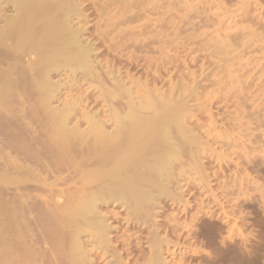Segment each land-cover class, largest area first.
<instances>
[{
    "label": "rangeland",
    "instance_id": "obj_1",
    "mask_svg": "<svg viewBox=\"0 0 264 264\" xmlns=\"http://www.w3.org/2000/svg\"><path fill=\"white\" fill-rule=\"evenodd\" d=\"M47 1L52 2L44 3H49L47 8L42 6L44 11L50 3L54 7L61 1L58 4L62 7L57 6L60 10L55 6L56 12L61 11L58 15L51 11L55 8L47 11L54 14V19L61 16L66 21L63 19L62 23L60 18L55 21L47 11L43 15L42 12L34 14L32 20L34 15L27 14L30 18L24 13L27 20L34 22L29 25V20L23 19L24 11L21 14L19 10L13 11L11 0L0 2V28L8 30V17L18 12L21 22L14 25L19 21L18 16L14 17L16 21L9 20L16 31L22 28L18 32L11 28L5 34L0 30L5 35L0 39V264H157L156 259L158 264H264V0ZM54 22L57 26H52L57 28L50 27ZM44 24L50 27L45 25V32H57L59 26L62 30L58 31L63 33L54 37L45 34L41 31ZM22 33L31 34L33 40L38 38L46 44L39 43L38 39L36 44L30 36L28 40L19 39ZM47 35L52 41L55 39L50 44H61H47L46 37L50 38ZM13 38L19 39V43L15 40L14 44ZM65 41H69L65 46L70 50L64 47L62 55L71 51L68 55L72 57L67 62L70 59L76 64L70 61L66 65V58L52 55L51 49L61 47ZM85 48L93 51L86 50L91 57L86 55ZM80 51L86 52V56L83 52L84 61L90 58L88 64L81 60ZM75 54L80 56L83 68ZM59 58L67 68L80 65V71L76 68L79 74L66 66L63 70ZM91 72L90 75L95 73L94 77H86ZM118 85L123 90H118ZM125 89L129 92L124 93ZM128 104L131 110L135 106V111L144 109L142 114L134 112L135 117L145 115L140 121L138 116V122L149 119L142 124L148 125L145 132L150 140L151 135L153 138L147 144L150 150H155L160 157L167 153L174 154L173 158L177 156L172 158L162 184L156 181L153 169L150 173L155 179L150 174L144 176L152 168L145 164L154 161L155 151L146 152L151 153L149 160L144 154L145 157L141 156L144 161H139V156L134 161L136 164L147 161L141 165L145 173L140 170L143 168L137 170L140 164L134 172H142L144 179L141 174L134 177L133 161L128 162L133 165V168L128 166L132 173L125 167V173L122 169L123 175L127 170L133 175L132 180L144 181L148 177L144 183L135 181V184L141 183L140 187L145 185L143 191L136 185L140 194H148L144 202L141 201L144 195L138 192L135 196L141 198L138 201L134 196L136 202L130 192L131 198L124 201L119 198V202L118 198L99 196L107 189L104 186H116L110 185L113 174L110 177L105 172L109 174L105 176L102 171L109 166L110 171L107 170L114 171L111 168L119 162L111 166L113 152L121 145L119 142L125 139L130 142L131 138L122 135L126 133L123 130L125 133L118 136L120 141L112 143L113 150L109 144L111 139L97 136L96 132L102 130L98 125L106 120L109 129L104 127L106 131L115 128L113 113L129 112ZM60 114L70 115L66 125H62ZM87 115L92 118L86 119ZM90 128L95 130L93 140L81 135ZM154 129H160L159 133ZM160 135L167 140L164 137L162 143L161 138L156 139ZM88 137L97 144L88 141ZM93 137L101 138V142L104 139L102 143L111 149L104 148ZM176 143L181 144L180 148ZM127 144L126 149L123 146L124 152L120 146L121 150L118 148L114 153L117 159L118 153L126 155ZM165 150L167 153H162ZM190 152L197 155L191 157ZM121 157L120 164L124 161ZM101 175L109 180H101ZM136 186L133 190H138ZM94 194L99 198L98 211L111 224L107 240L102 237L96 240L98 236L94 233V238L91 237L92 231L88 233L89 228L84 225L88 215L83 221L85 217L77 211ZM126 201L129 202L126 204ZM79 222L82 233L78 232Z\"/></svg>",
    "mask_w": 264,
    "mask_h": 264
},
{
    "label": "bare ground",
    "instance_id": "obj_2",
    "mask_svg": "<svg viewBox=\"0 0 264 264\" xmlns=\"http://www.w3.org/2000/svg\"><path fill=\"white\" fill-rule=\"evenodd\" d=\"M3 1H4V0H3ZM3 1H0V2H3ZM9 1H10V0H9ZM53 1H55V0H53ZM64 1H65V0H64ZM64 1H63V2H64ZM7 2H8V1H7ZM45 2H52V1H47V0H11V3H13V4H12V5H13V11H14V10H15V11H16V10H19V12H20V11H24L23 14H22V15H23V19L25 18V16H26L27 14L33 16L34 14L39 13L38 15H41L40 12H42V15H43V11H44V9L42 8V6H43V7L46 6L45 8H47V6H48V4H49V3H47V5H45V4H46ZM60 2H61V1H60ZM60 2H57V3L55 2L57 5L55 4L54 7H53V4H54V3H50L52 7L49 5V9H45V10H46V11H47V10L50 11V8H55V6L57 7L59 4H61ZM44 3H45V4H44ZM58 3H59V4H58ZM2 4H3V3H2ZM43 4H44V5H43ZM64 4H66V3L64 2ZM7 5H9V4H7ZM39 6H41V8H42L43 10H42L41 8L39 9ZM59 6L62 7V5H59ZM2 7H3V6H2ZM61 7H57V8L60 10ZM66 7H67V6H66ZM66 7H65V8H66ZM10 8L12 9V6H11ZM63 8H64V7H63ZM58 9H57V10H58ZM38 10H39V11H38ZM53 10L55 11L56 8H55V9H52L51 11L53 12ZM46 11H44L45 14L50 13V12H48V11H47V13H46ZM62 11H63V10H62ZM64 11H65V10H64ZM2 12H4V11H2ZM17 12H18V11H17ZM17 12H16V13H17ZM19 12H18V14H19ZM55 12H56V11H55ZM57 12H61V11H57ZM57 12L54 13V14H57ZM68 12H69V11H68ZM68 12H67V13H68ZM9 13H10V12H9ZM24 13H25L26 15H25ZM62 13L64 14L65 12H62ZM62 13H61V14H62ZM1 14H2V13H1ZM6 14H7V13H6ZM10 14H11V13H10ZM18 14H17V15L15 14V16H18ZM20 14H21V12H20ZM20 14H19V15H20ZM52 14H53V13H50V15H52ZM54 14H53V15H54ZM58 14H59V13H58ZM58 14H57V15H58ZM29 15H27V17H30ZM50 15L48 14V16H50ZM53 15H52V16H53ZM64 15H65V14H64ZM5 16H7V15H5ZM8 16H10V15H8ZM15 16H14V17H15ZM36 16H37V14H36ZM46 16H47V15H46ZM52 16H50V17H52ZM3 17H4V16H3ZM14 17H8V19L5 18V17L3 18V19H7V20H8V21H7V24H8V22H10V24H9V25H10V28H9L8 30H11V28L14 27L13 25H11V24H12V22H11V21H12V18L14 19ZM20 17H21V15H20ZM20 17L18 16L19 21H16V20L14 19V20L16 21L15 24H14V20H13V24H14V25H17V22H21V20H20L21 18H20ZM27 17L25 18V21L27 20ZM34 17H35V15L33 16V18L30 17L31 20L34 19ZM56 17H57V19L60 18V19H59L60 21H61V19H62V23L64 22L63 19L65 20V18H61V16H56ZM62 17H63V16H62ZM9 18H11V21L9 20ZM16 18H17V17H16ZM30 18H28L29 21L27 20V21L29 22V25L32 24V22H33V21L30 22ZM54 18H55V17L53 16L52 19H54ZM57 19H54V20H55V21H58ZM45 20H46V19H45ZM27 21H26V22H27ZM49 21H53V20L50 19ZM65 21H66V20H65ZM22 22H23V21H22ZM26 22H25V24H24V22H23V24L26 25ZM33 23H34V22H33ZM66 23H67V22H66ZM58 24H60V22H58ZM19 25H20V24H19ZM19 25H18V26H19ZM34 25H35V24H34ZM45 25H46V27H48V24H44V25H43V28H45V27H44ZM52 25H56L55 22H54V24H50V27H51ZM4 26H6L7 28L9 27V26H7V25H4ZM11 26H13V27H11ZM56 26H57V25H56ZM0 27H2V26H0ZM22 27H23V26H22ZM50 27H48V29H49ZM52 27L57 28V27H55V26H52ZM4 28H5V27H4ZM4 28H2V29L0 28V30H1V32H2L3 34L8 33V32H9V33L11 32V31H8V30L5 31ZM7 28H6V29H7ZM14 28L16 29V26H15ZM14 28H13L12 30L15 31V32H18L19 30H22V28L20 29V27H19L18 31H16ZM43 28L41 29V31H42V30H43L44 32L47 31V28H45V30H44ZM50 30H51V29H50ZM55 30H56V29H55ZM58 30L61 31L62 29H60V27L58 26ZM58 30H57L58 33H57L56 31H52L53 33H52V32H51V33H50V32H45V34L50 33L51 36L53 35L52 37H54L55 34H56V35H58V34L61 35L63 32L61 33V32H59ZM3 31H4V32H3ZM7 31H8V32H7ZM13 31H12V32H13ZM26 31H27V30H26ZM26 31H24L23 33L25 34ZM28 31H29V30H28ZM1 32H0V39H1V38L3 39V36H5V35H3ZM31 32H32V31H31ZM54 32H55V33H54ZM19 33H20V32H19ZM23 33H22V35H20V36L18 35V36H19V37H18L19 39H20V38H25V37H26V40H28V39H27V38H29L28 36H30L29 39L32 40V41H34V40L37 41V39H38V38H37V39L34 38V40H33L31 34H26V35H27V36H26V35H24ZM26 33H28V32H26ZM33 33H34V32H33ZM39 33H40V32H39ZM50 34H49V35H50ZM1 35H3V36L1 37ZM13 35H16V34L13 33ZM13 35H12V36H13ZM39 35H40V34H39ZM49 35H47V36H49ZM59 35H58V36H59ZM76 35H77L76 38L79 39L78 37H80V36H79L78 34H76ZM41 36H42V37L44 36L43 33H41ZM41 36H40V37H41ZM51 36H49L50 38L46 37L47 39H49V41L46 40V41L48 42L47 44L54 43V40H55V39L53 38V41H52ZM6 37H7V34H6ZM15 37H16V36H15ZM37 37H39V36H37ZM40 37H39V38H40ZM55 37H56V36H55ZM74 37H75V36H74ZM31 38H32V39H31ZM76 38H75V39H76ZM13 39H14V41H12V42H14V44H15V40L18 41V42H16V44L19 43V39H15V38H13ZM41 39H42V38H41ZM77 39H76V41L78 42ZM4 40H5V38H4ZM6 40H8V38H7ZM22 40H23V39H21L20 41H22ZM30 40H29V42H30ZM38 40H39V39H38ZM8 41H9V40H8ZM8 41H7L6 43H8ZM41 42L44 43V44H46V42H43V40H39V43H41ZM55 42H57V41H55ZM68 42H69V41H67V42L65 41V44H64V42H62L61 47H57V46L53 47L55 44H57V45L59 46V43H60V42H59V43L57 42V43H55L54 45H53V44H50V45H53V46H51V48H52V47L54 48V49H53V48L51 49V50H53V51H52V52H53L52 55L54 56V53H55V55L58 54V56H59L60 58H62V59H63V58H64V59L66 58V59H65L66 61L64 62L65 64H66V63H69L70 61L73 62V61L70 60V59H69V62H67L69 56L72 57L71 54L68 55L71 51H69V53H67V52H68V51H67V52H65V54L67 53L66 55H65V54L62 55V54H63V51H64V47L67 48L66 50H70V49H68V46H65V45H67L66 43H68ZM70 42H72V41H70ZM79 42H80V41H79ZM79 42H78V43H79ZM21 43H22V42H21ZM34 43H35V42H34ZM37 43H38V41L36 42V44H37ZM39 43H38V44H39ZM42 43H41V44H42ZM72 43H73V42H72ZM60 44H61V43H60ZM76 44H77V43H75V45H76ZM79 44H81V43H79ZM79 44H77V45H79ZM33 45H34V44H33ZM75 45L72 46V47H76ZM8 46H9V45H8ZM13 46H14V45H13ZM13 46H12V47H13ZM18 46H19V45H18ZM18 46H16V49H17ZM80 46H81V48H82V44H81ZM80 46H79V50H80ZM21 47H22V46H21ZM77 47H78V46H77ZM14 48H15V47H14ZM11 49H12V48H11ZM16 49H15V50H16ZM31 49H32V48H31ZM73 49H74V48H73ZM15 50H14V51H15ZM18 50H19V49H18ZM20 50H21V48H20ZM32 50H33V49H32ZM49 50H50V49H49ZM66 50H65V51H66ZM79 50H78V52H76L75 49H74V52H76V54H77V53L79 54ZM83 50H84V49H83ZM86 50H87V49L85 48V51H86ZM85 51H83V52H84V55H85V53H86L87 51H89V53H90V51H92V50L88 49L86 52H85ZM10 52H12V51L10 50ZM81 52H82V51H80V53H81ZM83 52H82V57L79 56V57L81 58V60H83ZM92 52H93V51H92ZM8 53H9V52H8ZM13 53H15V52H13ZM17 53H18V52H17ZM48 53H49V52H48ZM76 54H75V56H76V58H77L78 55H76ZM11 55H12V54H11ZM14 55H15V54H14ZM52 55H50V56H52ZM80 55H81V54H80ZM86 55L89 56L90 54H88V52H87ZM86 55H85V56H86ZM17 56H18V54H17ZM17 56H16V57H17ZM46 56H47V55H46ZM53 56H52V57H53ZM91 56H92V55H90V57H91ZM16 57H15V58H16ZM55 57H57V55H56ZM55 57H53V58H55ZM71 57H70V58H71ZM79 57L77 58V60L79 59ZM60 58H59V59H60ZM62 59H60V62H61ZM84 59H86V57H85ZM88 59H89V61H88ZM56 60H57V59H56ZM81 60L79 59V61H80L79 64L82 63ZM58 61H59V60H58ZM62 61H64V60H62ZM83 61H84V60H83ZM85 61H86V62H85ZM85 61H84V62L87 63V62H90L91 60H90V58L87 57V60H85ZM60 62H59V63H60ZM62 63H63V62H61L60 64H62ZM64 63H63V64H64ZM73 63H75V62H73ZM57 64H58V62H57ZM63 64H62L61 66H64V67L62 68V69L64 70V69H65V66L68 65V64H66V65H65V64L63 65ZM75 64H76V63H75ZM75 64H74V65H75ZM87 64H88V63H87ZM91 64H92V63H91ZM91 64H90V65H91ZM54 65L56 66V62H55ZM69 65L72 66L73 64L71 65V63H70ZM74 65H73V66H74ZM80 65H81V67H82V64H80ZM80 65H78L79 71H80V68H81V67H79ZM84 65H85V69H86V71H89V72H90L91 69L89 68L90 70H87L88 68H86V67H87L86 64H84ZM84 65H83V66H84ZM90 65H89V66H90ZM92 65H93V64H92ZM50 66H51V65H50ZM52 66H53V65H52ZM52 66H51V67H52ZM76 66H77V65H76ZM47 67H48V66H46L45 69H47ZM91 67H93V69H94V68H97V67H95V66H91ZM58 68H59V67H58ZM66 68H67V66H66ZM68 68H70V67L68 66ZM68 68H67V69H68ZM76 68H77V67H75V68L72 67V68H70V69H73V70L75 69V70L78 72V70H77L78 68H77V69H76ZM82 68H83V67H82ZM82 68H81V69H82ZM48 69H49V67H48ZM93 69H92V70H93ZM47 71H48V70H47ZM47 71H46V72H47ZM68 71H69V70H68ZM71 71H72V70H71ZM76 71H75V72H76ZM66 72H67V71H66ZM81 72H82V70H81ZM100 72H102V71H100ZM64 73H65V72H64ZM84 73H85V71H84ZM104 73H105V72H104ZM74 74L76 75V73H74ZM78 74H79V72H78ZM85 74H86V73H85ZM90 74H92V72H91V73H88L87 76H86V75H85V76H86V77H89L88 75H90ZM94 74H95V73H93V75H94ZM106 74H107L106 76H109V75H110V74L108 75V73H106ZM93 75H90V76H93ZM101 75H102V74H101ZM101 75H100V77H101ZM76 76H77V75H76ZM85 76H84V77H85ZM97 76H98V75H97ZM112 76H113V75H112ZM112 76H111V77H112ZM81 77H82V76H81ZM84 77H83V78H84ZM93 77H94V76H93ZM95 77H96V76H95ZM114 77H115V76H114ZM90 78H91V77H90ZM98 78H99V77H98ZM101 78H102V77H101ZM77 79H78V78H77ZM96 79H97V78H96ZM98 80H99V79H98ZM110 80H111V79H110ZM117 80H118V79H117ZM46 81H47V80H46ZM72 81H73V80H72ZM76 81H77V80H76ZM99 81H104V80L102 79V80H99ZM113 82H115V81H113ZM118 82H119V80H118ZM118 82H117L116 84H118ZM121 82H122V81H121ZM45 83H46V82H45ZM120 84H121V83H120ZM46 85H49V84H48V81H47ZM99 85H100V84H99ZM122 85H123V84H122ZM100 86H101V85H100ZM103 86H104V85H103ZM114 86H115V85H114ZM114 86H113V87H114ZM123 86H124V85H123ZM49 87H50V85H49ZM58 87H59V86H58ZM105 87H106V86H105ZM46 88H47V86H46ZM46 88H45V89H46ZM99 88H100V87H99ZM106 88H107V87H106ZM120 88H122V90H123V87H120V86L118 85V90H119ZM124 88H125V87H124ZM101 89H102V87H101ZM126 89H127V88H126ZM126 89L124 90V93H125V92H129V91H127ZM108 90H109V89H108ZM108 90H105V91H108ZM110 90H111V89H110ZM118 90H116V92H117ZM128 90H129V89H128ZM111 91H112V90H111ZM113 91H115V90H113ZM118 93H119V92H118ZM118 93H117V94H118ZM128 94H129L128 97L132 96V95H130V93H128ZM131 94H132V92H131ZM48 96H49V94H48L47 96H45V97L47 98ZM125 96H126V95H125ZM51 97H52V96H51ZM126 97H127V96H126ZM128 97H127V99H128ZM49 98H50V97H49ZM130 98L132 99V97H130ZM43 99H45V98H43ZM51 99H52V98H51ZM121 99H122V98H121ZM121 99H120V98H119V99L116 98V100H119V101H122ZM45 100H46V99H45ZM110 100H112L111 97H110ZM132 100H133V99H132ZM142 100H143V99H142ZM144 100H145V99H144ZM113 101H114V100H113ZM110 102H111V101H110ZM135 102H136V101H135ZM135 102H133V103H135ZM139 102H140V100H139ZM147 102H149V100H148ZM147 102H145V103L143 102L144 105H145ZM183 102H184V101H183ZM183 102H182V103H183ZM141 103H142V102H141ZM113 104H114V103H113ZM113 104H112V105H113ZM115 104H116V103H115ZM119 104H120V103H119ZM123 104H124V103H123ZM137 104H138V103H137ZM137 104H134V106L137 105ZM147 104H148V103H147ZM112 105H111V106H112ZM130 105L133 106L132 103H131ZM130 105L128 104V106H127L128 108H127V109L132 108V107H130ZM123 106H124V105H123ZM141 106H142V105H141ZM141 106H140V107H141ZM129 107H130V108H129ZM135 107H136V106H135ZM135 107H133V109H134ZM109 108H111V107L109 106ZM114 108H115V107H114ZM120 108H121V107H120ZM120 108H119V109H120ZM123 108H124V107H123ZM137 108H139V107H137ZM112 109H113V108H112ZM112 109H110V110H112ZM133 109H132V110H133ZM135 109H136V108H135ZM135 109H134V111H132V110L130 109V111L127 112V113H125V112H126V111H125V112H124L125 115H124L123 113H122V114H119L118 112H114L113 114H114L115 116H114V115H112V116H114L113 118H114V121L116 122L117 125H114V127H115V126H116V127H115V128H112L110 131H106V130H105V129L107 128V126H106L107 122H105L106 120L103 121V122H105V125H103V122L101 123V125H100V123H99V125H98V126H101V129H102V130H99V128H98L100 134H99L98 132H96L97 136L99 135V137L104 138V139H107V138L111 139V140H110V143H109V141H108V143H109L111 146H112V143H113V142H119V141H120V140L118 141V136L120 135V133H125V132H126V133H128L129 135H127L126 133H125V134H122V135H126V136H129V138H131V141L129 142L128 139H127V140H128V141H127V140L123 137V139H125V140H122V142H119V143H121V145H119V144H114V145H116L115 147H117V145H119L118 148L120 149V148H121L120 146H122V143H123V144L125 143V142H123V141H126V143H125L123 146H125L127 143H128L127 146H129V149H127L128 151L126 150L127 152L124 153V154L127 155L128 158H126V157L124 158V156H126V155L123 156V154H122V153L124 152V151H123V148H124L123 146H122V148H121L122 150L120 149V150L123 151V152L120 153V154L118 153V152H120V150L117 152V153H118L117 156H119V157L122 156L121 158L124 159L123 162H124V163L127 162L126 164H124L123 162L121 163V164H123V165H122L123 168H121V166H120V165H121V164H120V161H122V160H121L119 157H118V159H117V158H116V155H115V154H116V151L118 150V148L116 149L115 152H113V155L115 156L116 160H115V158L111 155V156L114 158V163H113L112 160L110 159V160H111L110 162L113 163V165H111V166H114V165H115V162H116V163L119 162V164L117 165V166H118L117 169H121V172L118 171L117 169H115V168L117 167L116 165L113 167L114 169L111 168L112 171L114 170L113 172H109V171H110V166H109V169H108V167H107L108 165H107L106 167H107V169H108L109 171H108L107 169H105V170H107V171H105V170L102 171V169H101L102 174H104L105 176H107V175L110 174V177L114 176V177H112V178H113V180H114V178H115V180H116V181L114 180L115 183H113V182H112L113 180L110 178V179H111V181H110V182H111L110 185H112V184H113V185H116V186H113V185H112L113 188L115 187V190H114L113 188H111V187L109 186V184L107 185V184L105 183V180H103V182L105 183V185H107V186H104V187H107V189H104V191H103V189H102V191H103L104 193H102V191H101V193L103 194V195H102V194L99 195L101 198H102L103 196H104L105 198H107V197H109V198L111 197V198H115V199L118 198V199H117V202H119L118 200H120V199H122V200L124 201V200H126L127 198H129V197L131 198V196L128 197V195H129L130 193H132V194H133V195H132V198L134 199V201L136 202V199L139 201L140 199H138V198H139L140 196L144 195L143 192H142V194H140V193H141L140 191H141L142 187L145 186V185H143V186L141 185V187H140L139 184H141V183H139V184H135V183H136V182H135L136 179H137V181L140 182V181H143V179H144L143 177H144V176H147V175L150 176V175H153L152 173H154V174L156 175V181H157V182L159 181V182H161V184H162V182L164 181L163 178L166 177V176H165V173H167V171H168L167 169H168V167L170 166V164L172 163V158H173V155H174V154L169 153V154H170V155H169V154L166 152V150H165V151H162V153H167V156L164 155L165 157H164V156H163V157H160L161 155H160L159 153H156V151L153 150V149L150 150L151 147L147 146L148 142L151 143L150 141H152V139H153V138H152V135H151L152 132H150V135H151V140H150V136H147V133L145 132V130L148 129V128L146 127V126H148V125H146V124L143 125L142 123H146L149 119L146 120V122L144 121L145 119H144L143 121H141V123L138 122L137 120H138V119H139V121L142 120V119L144 118L145 115L143 116V118H141V117H142L141 115H138V116H140V117H138L137 114H138V111H139V110L137 109L138 111H135ZM142 109H143V108H142ZM142 109H141V110H142ZM69 110H70V108L68 109V111H69ZM114 110H115V109H113V111H114ZM117 110H118V109H116V111H117ZM141 110H140L139 112H141ZM143 110H144V109H143ZM68 111H67V112H68ZM118 111H120V110H118ZM67 112H66V113H67ZM69 112H70V111H69ZM74 112H75V111H74ZM74 112H72V113H74ZM134 112H135V113L137 112L136 116L138 117V119H137V117H135ZM142 112H143V111H142ZM142 112L139 113V114H142ZM144 112H145V111H144ZM159 113H160V112H159ZM62 114H64V113H62ZM157 114H158V113H157ZM153 115H155V114H153ZM153 115H152V116H153ZM158 115H159V114H158ZM89 116L91 117V115H87V116H86V119H87V117H89ZM110 116H111V115H110ZM110 116H109V117H110ZM112 116H111V117H112ZM147 116H148V115H147ZM147 116H146V117H147ZM155 116H156V115H155ZM59 117L61 118V121H62L61 123H62V125H64V123H65V125H66V121H67V123H68V120H67V119L70 117V115H69V114H68V115L66 114V115H63V116H62V115L60 114ZM90 117H89V118H90ZM148 117H149V116H148ZM148 117H147V118H148ZM160 117H161V114H160ZM91 118H92V117H91ZM91 118H90V119H91ZM140 118H141V119H140ZM147 118H146V119H147ZM150 118H151V115H150ZM155 118H156V117H155ZM90 119H89V120H90ZM107 119H108V118H107ZM111 119H112V118H111ZM152 119H154V118H151L150 120L153 121ZM59 120H60V119H59ZM89 120H88V121H89ZM92 120H93V119H92ZM135 120H136L137 122H135ZM154 120H155V119H154ZM157 120H158V119H157ZM107 121H109V120H107ZM131 121H132V122H131ZM59 122H60V121H59ZM111 122H112V121H111ZM149 122H150V121H149ZM163 122H164V121H163ZM89 123H91V122L89 121ZM137 123H138V124H137ZM153 123H154V121H153ZM153 123H152V124H153ZM97 124H98V123H97ZM97 124H96V128L98 127ZM102 125H103V126H102ZM107 125H108V124H107ZM150 125H151V124H150ZM104 127H106V128L104 129ZM154 127H156V126H154ZM154 127H153V128H154ZM146 128H147V129H146ZM157 128H159V127H157ZM178 128H179V130H181L180 127H178ZM150 129H151V131H153L151 127H150ZM164 129H165V128H164ZM96 130H97V129H96ZM107 130H109V129L107 128ZM123 130H124L125 132H124ZM154 130H156V129H154ZM165 130H167V129H165ZM176 130H177V129H176ZM179 130H178V131H179ZM182 130H183V129H182ZM72 131H73V130H72ZM74 131H75V130H74ZM94 131H95L94 128H90L89 130L85 131L83 134L81 133V135H87V136H90L91 139H92V135L95 134ZM101 131H102V132H101ZM147 131H148V130H147ZM149 131H150V130H149ZM157 131H158V133H159L160 129H157L155 133H157ZM161 131H163V129H161ZM103 132H104V133H103ZM129 132H131V133H129ZM153 132H154V131H153ZM63 133H64V132H63ZM85 133H86V134H85ZM145 133H146V134H145ZM160 133H161V132H160ZM164 133H165V131H164ZM164 133H163V135H166V134H164ZM130 134H133V137H130V136H131ZM148 134H149V132H148ZM161 134H162V133H161ZM168 134H169V133H168ZM180 134H181L182 136L185 135V134H182V133H180ZM180 134H179V136L181 137ZM187 134H189V133L187 132ZM81 135H80V136H81ZM122 135H120V136H122ZM163 135L156 136V139L159 140V139L161 138V136H163ZM87 136H84V137L86 138ZM166 136H167V135H166ZM179 136H178V137H179ZM185 136H186V135H185ZM95 137H96V136H95ZM99 137H98V138H94V137H93V138H94V141L97 139L98 142H99V140H100V142H101V138L99 139ZM148 137H149V138H148ZM153 137H155V136H153ZM157 137H159V138H157ZM164 137H165V136H164ZM164 137L161 138V142H162V143H163V141H164ZM171 137H172V136H171ZM187 137H189V136H187ZM187 137H185V138H187ZM120 138H121V137H120ZM172 138H173V137H172ZM91 139H90L89 137L87 138L88 141L93 142V141H91ZM104 139H102V140L105 141ZM115 139H117V141H116ZM156 139H154V142L156 141ZM165 139L167 140L166 137H165ZM168 139H169V138H168ZM173 139L175 140L176 138L174 137ZM183 139H184V138H183ZM92 140H93V139H92ZM114 140H115V141H114ZM149 140H150V141H149ZM158 140H157V141H158ZM178 140H179V139H178ZM185 140H186V139H185ZM187 140H188V139H187ZM103 141H102V142H103ZM179 141H180V140H179ZM102 142H101V143H102ZM106 142H107V141H106ZM106 142H105V143H106ZM159 142H160V141H158V143H159ZM161 142H160V143H161ZM170 142H171V141H170V139H169V143H170ZM93 143H96V141L93 142ZM101 143H100V144H101ZM164 143H166V142H164ZM183 143H184V142H183ZM185 143H186V142H185ZM96 144H97V143H96ZM102 144L105 146L104 148H107V149L110 148V147H106V145H105L104 143H102ZM102 144H101V146H102ZM109 144H108V145H109ZM156 144H157V143H156ZM171 144H172V143H171ZM176 144H177V143H176ZM176 144H175V145H176ZM190 144H191V143H190ZM148 145H149V144H148ZM180 145H181V144H180ZM180 145L177 144V146H179L178 148H180ZM171 146H172V145H171ZM190 146H191V145H190ZM192 146H193V145H192ZM147 147H148V148H147ZM153 147H155V146H153ZM167 147L170 148V145H167ZM187 147H188V146H187ZM193 147H195V146H193ZM104 148H103V149H104ZM111 148L113 149V146H112ZM111 148H110V149H111ZM126 148H127V147L125 146V149H126ZM146 148H147V149H146ZM107 149H106V150H107ZM110 149H109V150H110ZM156 149H157V148H156ZM159 149H160V147H159ZM159 149H157V150H159ZM161 149H162V148H161ZM166 149H167V151H170L168 148H166ZM175 149H176V148H175ZM188 149H189V148H188ZM101 150H102V149H101ZM104 150H105V149H104ZM106 150H105V151H106ZM113 150H114V149H113ZM148 150H150V152L153 151V152H151L152 154H153L154 151H155V154H156V155H155V154L152 155L154 161H152V162L150 161L151 163H150V162H149V163H146V162H147V161H146V162H145L146 164H145V163L143 162L145 158L143 159V158H141V156H144V157H145V155H147V156H146V159H147L148 154H149V155L151 154V153L146 154V152H149ZM172 150H173V149H172ZM179 150H181V149H179ZM181 151H183V150H181ZM187 151H188V150H187ZM190 151H191V150H190ZM192 151H194V150H192ZM160 152H161V151H160ZM170 152H171V151H170ZM173 152H176V151H173ZM183 152H185V151H183ZM194 152H196V150H195ZM194 152H192V153H194ZM114 153H115V154H114ZM127 153H128V154H127ZM186 153H187V152H186ZM196 153H198V152H196ZM196 153H194V154L197 155ZM121 154H122V155H121ZM144 154H145V155H144ZM157 154H158V156H157ZM178 154H179V152H178ZM183 154H185V153H183ZM188 154L191 155V152L188 153ZM194 154H193V155H194ZM159 155H160V156H159ZM176 155H177V153H176ZM179 155H180V154H179ZM185 155H186V154H185ZM193 155H191V157H192ZM138 156H139L140 158H139ZM155 156H157L158 158L156 159ZM180 156L182 157V154H181ZM183 156H184V155H183ZM137 157H138L139 161L143 160V161L141 162V164L139 163L140 165H139V164H136V163L134 162L135 160H138ZM150 157H151V155H150ZM150 157H148V160H149ZM154 157H155V158H154ZM175 157H177V156H174V158H175ZM132 158H133L134 160H133ZM135 158H136V159H135ZM174 158H173V159H174ZM151 159H152V158H151ZM153 159H152V160H153ZM155 159H156V160H155ZM194 159H195V158H194ZM119 160H120V161H119ZM177 160H178V158H177ZM179 160H180V159H179ZM192 160H193V159H192ZM117 161H118V162H117ZM130 161H133V163H135V166H136L135 170H134V168H133V165H132V166L130 165V164H132V162L130 163ZM139 161H138V162H139ZM108 162H109V161H108ZM108 162H107V164H108ZM128 162H129L130 164H129ZM143 163L145 164V166L148 164L146 167H148V166H149V167H150V166L152 167V168H150L149 172L146 171V173L148 172V174H146V175L141 174L142 172H141V173L139 172L140 170H142V171H144L143 173H145V170H146V169H144V168H145L144 165L141 166ZM109 164H110V163H109ZM127 164H128V165H127ZM191 164H192V163H191ZM124 165H125V166H124ZM129 165L133 168L132 172H133L134 177H135V176H136V177H139V175L141 174L140 176L144 175V176L141 177V178H143V179H140V178H136V179H135V178H133V180H132V177H133V175H131V173H132V172H131V169H132V168L129 167V169H128V166H129ZM137 165H139L140 167L137 166ZM126 166H127V167H126ZM135 166H134V167H135ZM191 166H192V165H191ZM124 167L127 168L128 170H130L131 173L126 169L127 172H129L130 174H127V172H126V175H123V174L125 173V171H124L125 168H124ZM138 167H139V168H138ZM137 168H138V169H137ZM140 168H143L144 170H143V169H140ZM184 168H185V167H184ZM122 169H123V172H124V173H122ZM136 169H137V170L140 169V170L137 172V173H138V176H137V173H134V172L136 171ZM152 169H153L154 172L150 173V171H152ZM173 169H174V168H173ZM179 169H180V168H179ZM147 170H148V168H147ZM170 170H171V169H170ZM181 170H182V168H181ZM181 170H180V171H181ZM99 171H100V170H99ZM182 171H184V170H182ZM182 171H181V172H182ZM103 172H104V173H103ZM105 172H108L109 174L107 173V175H106ZM95 173H96V172H95ZM98 173H99V172H98ZM100 173H101V172H100ZM111 173L113 174L112 176H111ZM176 173H177V172H176ZM179 173H180V172H179ZM96 174H97V173H96ZM149 174H150V175H149ZM104 175H103V177H102V175H101V177H102L101 180L104 178ZM128 175H130V177H129ZM155 175L150 176V178L153 177V178L155 179V177H154ZM97 176H98V175H97ZM127 176H128V177H127ZM131 176H132V177H131ZM173 176H175V175H173ZM170 177H171V176H170ZM175 177H176V176H175ZM99 178H100V177H99ZM106 178H107V177H105L104 179H106ZM108 178H109V177H108ZM108 178H107V180H109ZM146 178L148 179V177H146ZM146 178H145V180H146ZM138 179H139V180H138ZM171 179H172V178H171ZM93 180H94V179H93ZM96 180H97V179H96ZM101 180L99 179L100 182H101ZM107 180H106V182H107ZM145 180L143 181V183L145 182ZM162 180H163V181H162ZM168 180H169V179H168ZM173 180H174V179H173ZM88 181H89V180H88ZM94 181H95V180H94ZM148 181H149V180H148ZM153 181H154V180H153ZM167 182H168V181H166V183H167ZM90 183H91V182H89V184H90ZM94 183H98V182H94ZM108 183H109V181H108ZM172 183H173V182H172ZM150 184H151V183H150ZM177 184H178V183H176V185H177ZM136 185L139 186V189L141 188L140 191H139V189H138V187H137ZM148 185H149V183H148ZM156 185H157V184H156ZM158 185H159V184H158ZM170 185H171V184H170ZM108 186H109V187H108ZM134 186H136V189H138V190H135V189L133 190ZM149 186H150V185H149ZM153 186H154V185H153ZM153 186H152V187H153ZM164 186H165V185H164ZM167 186H168V185H167ZM177 186H178V185H177ZM152 187H151V188H152ZM147 188H148V187H147ZM156 188H157V187H156ZM158 188L160 189L161 187H158ZM145 189H146V188H145ZM161 189H163V188H161ZM143 190H144V188L142 189V191H143ZM150 190H151V189H150ZM163 190H164V189H163ZM151 191H152V190H151ZM161 191H162V190H161ZM129 192H130V193H129ZM135 192H136V193L138 192V195L140 194V196H139V197H136V196H138V195L136 194V196H135ZM139 192H140V193H139ZM154 192H155V191H154ZM128 193H129V194H128ZM145 193H147V192H145ZM148 193H150V192H148ZM158 194H159V193H158ZM158 194H157V195H158ZM96 195H97V194H96ZM96 195L94 194V195H91V196H93V197L86 198V199H90V198H91V199H90L89 201H88V200H85L86 203H85V204H82L81 207H80L78 210L76 209V207H75L74 209H76V210L78 211V213L81 214V215L83 216V218L85 217L83 221H85V219L87 220V218H89L87 221H85L84 225L86 224V225H85L86 228H87V229L89 228V229H88V233H89V230H90V232L92 231V233L89 234L91 237L94 238L93 235H97L98 237H95L96 240H101V239H100L101 237L104 238L105 240H107V238H108L110 235H109L107 238H105V237H106V235H108L109 232L111 231V230H110V228H111V227H110L111 224L109 225L107 217H106L104 214H101V212L98 211V208H99V207L97 206V202H96V201H97V199H99V198H98V195H97V196H96ZM130 195H131V194H130ZM145 195H147V196H145ZM145 195L142 196V198L140 197V198H141V201L143 200V202L146 201V200L148 199V194H145ZM154 195H155V194H154ZM134 196H135L136 199L134 198ZM159 196H160V194H159ZM104 197H103V198H104ZM149 197H154V196H153V195H151V196L149 195ZM105 198H104V199H105ZM111 198H110V199H111ZM119 198H120V199H119ZM156 199H157V197H156ZM156 199H154V202L157 201ZM128 200H129V199H128ZM155 200H156V201H155ZM85 201H84V202H85ZM112 201H113V200H112ZM141 201H140V202H141ZM149 201H150V200H149ZM128 202H129V201H126V204H127ZM135 202H134V203H135ZM130 203H131V202H130ZM134 203H133V204H134ZM131 204H132V203H131ZM138 204H139V202H138ZM150 205H151V204H150ZM78 206H80V205H78ZM124 206H125V205H124ZM128 206H129V204H128ZM131 206H133V205H131ZM131 206L129 207V209L132 208ZM143 206H144V204H143ZM133 207H134V206H133ZM136 207H137V206H136ZM148 208H149V207H148ZM148 208H147V209H148ZM150 208H151V207H150ZM152 208H153V207H152ZM129 209H128V210H129ZM74 211H75V210H74ZM136 211H137V210H136ZM138 211H139V210H138ZM138 211H137V212H138ZM149 211H150V209H149L147 212H149ZM152 211H153V209H152ZM132 212H133V210H132ZM150 212H151V211H150ZM150 212H149V213H150ZM149 213H147V214H149ZM153 214H154V212H153ZM75 215H76V214H75ZM75 215H74V216H75ZM86 215H88V217H87ZM151 215H152V214H151ZM76 216H77V215H76ZM148 216H150V215H148ZM153 216H154V215H153ZM86 217H87V218H86ZM78 218H80V217L78 216ZM150 218H153V217H150ZM154 221H155V220H154ZM152 222H153V221H152ZM155 223H156V222H155ZM82 226H83V225H82ZM78 227H79V231H78V232H81L82 229H81V223H80V222H79V224H78ZM87 229H86V231H87ZM82 232H84V231H82ZM82 232H81V233H82ZM156 232H157V231H156ZM88 233L86 232V234H88ZM93 233H94V234H93ZM78 234H79V236H81L80 233H78ZM86 234L84 233V235H86ZM92 234H93V235H92ZM157 235H158V234H157ZM99 237H100V238H99ZM154 237H156V236H154ZM154 237H152V239H153ZM89 238H90V237H89ZM93 238H92V239H93ZM158 238H160V237H158ZM161 238H162V237H161ZM161 238H160V240H162ZM79 239H80V238H79ZM104 239H103V241H104ZM108 239H109V238H108ZM156 240L158 241V239H156ZM76 241H77V240H76ZM94 241H95V240H94ZM108 241H109V240H108ZM97 242H98V241H97ZM100 242L102 243V241H100ZM158 242H160V241H158ZM165 242H166V241H165ZM104 243H105V242H104ZM153 243H154V242H153ZM160 243H161V242H160ZM154 244H155V243H154ZM161 244H162V243H161ZM161 244H160V246H161ZM164 244H165V243H164ZM169 244H170V242H169ZM101 245H103V243H102ZM110 245H111V244H110ZM157 246H159V245H157ZM160 246H159V248H161ZM100 247H101V246H100ZM103 247H104V246H103ZM106 248H107V247H106ZM153 249L155 250L156 248L154 247ZM162 249H163V248H162ZM154 250H153V251H154ZM80 252L82 253V251H80ZM156 252H157V251H156ZM83 253H84V252H83ZM158 253H159V252H158ZM158 253H156V254H158ZM81 255H83V254H81ZM152 255H153V252H152ZM152 255H151V256H152ZM158 255H160V254H158ZM84 256H85V255H84ZM153 257H154V256H153ZM156 258H157V255H156ZM150 259H152V258H150ZM161 259H162V258H161ZM118 260H119V259H118ZM156 260H157V264H158V259H156ZM151 261H152V260H151ZM143 262H144V261H143ZM147 262H150L149 258H148V261H147ZM161 262H162V261H160L159 263H161ZM140 264H141V263H140ZM146 264H147V263H146ZM149 264H151V263H149ZM153 264H155V263H153Z\"/></svg>",
    "mask_w": 264,
    "mask_h": 264
}]
</instances>
